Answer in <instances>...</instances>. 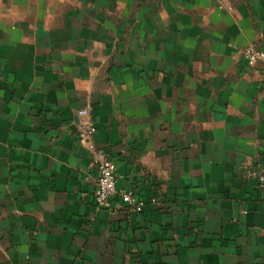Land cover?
Listing matches in <instances>:
<instances>
[{"label": "crops", "instance_id": "0c3cea01", "mask_svg": "<svg viewBox=\"0 0 264 264\" xmlns=\"http://www.w3.org/2000/svg\"><path fill=\"white\" fill-rule=\"evenodd\" d=\"M248 45L264 0H0V264H264ZM82 108L116 165L103 208Z\"/></svg>", "mask_w": 264, "mask_h": 264}, {"label": "built area", "instance_id": "2783aa9c", "mask_svg": "<svg viewBox=\"0 0 264 264\" xmlns=\"http://www.w3.org/2000/svg\"><path fill=\"white\" fill-rule=\"evenodd\" d=\"M242 54L249 65H253L256 61L264 63V49H257L252 45H248L243 49ZM77 115L85 119V122L78 130V141L90 153L91 166L97 173L96 187L93 193L95 205L98 208H103L108 205L110 198L116 192V165L107 157L104 151L97 148L94 141L96 128L88 118V109L82 108L78 110ZM250 176L254 179L257 186L264 187V172L252 171ZM123 196L127 205L135 210H140L144 206V202L138 200L133 191H127ZM149 202L155 203L156 198H151Z\"/></svg>", "mask_w": 264, "mask_h": 264}]
</instances>
